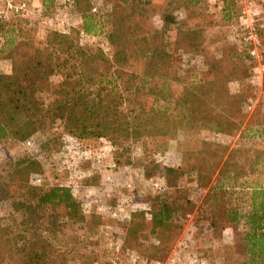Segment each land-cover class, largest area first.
Here are the masks:
<instances>
[{
	"label": "trees",
	"instance_id": "16d2710c",
	"mask_svg": "<svg viewBox=\"0 0 264 264\" xmlns=\"http://www.w3.org/2000/svg\"><path fill=\"white\" fill-rule=\"evenodd\" d=\"M69 1L77 25L68 31L38 34L29 10L0 17V52L11 63L9 72H0V145L45 136L52 174L30 153L0 163V205L12 211L0 216V264H66L68 232L78 226L84 243L98 237L105 225L92 214L94 224L87 222L73 194L74 172L89 165L87 180L101 175L95 170L105 151L117 168L137 166L133 148L144 140L150 147L138 166L147 181L162 179L167 188L147 201L154 230L144 233L138 218L129 229L147 264L166 260L187 214L207 224L216 242L226 228L242 227L236 246L245 260L239 264H264L263 101L244 130L258 139L255 147L200 140L198 149L183 151L179 167L153 159L180 135L233 136L241 129L255 89L250 48L243 38L227 41V28L239 19L238 0H220V18L211 12L213 0ZM95 3L109 9L94 13ZM82 34L105 39L109 54ZM184 55L198 62L185 65ZM232 83L239 85L236 93ZM56 127L61 134L52 133ZM56 141L78 157L77 165L55 152ZM35 176L41 184L32 182ZM191 176L207 191L198 206L181 185Z\"/></svg>",
	"mask_w": 264,
	"mask_h": 264
},
{
	"label": "rangeland",
	"instance_id": "374dc122",
	"mask_svg": "<svg viewBox=\"0 0 264 264\" xmlns=\"http://www.w3.org/2000/svg\"><path fill=\"white\" fill-rule=\"evenodd\" d=\"M7 1L16 4L27 3L29 12L26 17L32 26L38 30V34L42 35L52 29L68 31L70 27L77 25V20L72 15L74 11L69 0H48V7L46 8L43 6L44 0H0V13L4 10ZM222 8L223 2L220 0L211 2V12L216 18L222 16ZM94 9H96L95 12L93 11L94 13H97L98 10L106 12L109 7L104 6L103 3H95ZM237 9L239 19L234 25L227 28V41L234 44L243 38L244 43L250 48L249 54L253 59L254 66L250 81L255 89V101L252 103V110L249 111L247 105L245 106V118L242 127L233 136L217 135L209 131H202L198 138L195 137L194 139H186L182 135L178 136L176 140L170 142L164 153L153 157L155 161L164 166H181L183 151L189 148L198 149L200 140L228 145L230 148L244 149L253 148L258 143V139L253 138L244 130L247 124L254 120L252 114L256 106L261 101L264 102V45L261 41V33L264 29V0H238ZM87 42L101 47L109 54V44L105 39L94 38V40L90 39ZM191 60L197 61L195 57L182 56L185 65L188 62L191 63ZM10 64L5 55H1L0 52V72H9ZM238 90V84L232 83L230 85L232 93H236ZM52 133L61 134L62 128L56 127ZM45 141V136L38 135L34 138L35 145L29 148L26 144H1L0 163L5 161L7 155L18 157L24 153H30L42 163L46 173L52 176L51 168L47 166V158L51 155H47V152L42 148ZM56 143L55 149L57 151L55 152L60 154L65 163L72 166L77 165L78 157L73 152L60 150L59 143L57 141ZM146 145L150 147L149 140L147 142L144 140V143L137 144L133 148L137 166L117 168L112 160V154L105 151L102 168L95 170L97 173L101 170V175L97 174L93 179L87 180L90 166L85 165L76 169L73 175L75 182L72 186L73 194L81 203L82 209L88 217L87 222L94 224L91 220V216H93L99 218L105 228L101 229L100 235L93 241L88 240L85 243L79 240L78 226L68 232L66 249L71 251V254L68 256L66 264H110L113 256V251L109 245L111 241L123 243V251L120 255L122 264H147L144 253L135 245L136 243L132 246L129 241V229L135 221L134 219L138 218L145 221L144 233H150L154 230L151 223V207L147 201L149 197L159 195L165 192L167 188L162 179L147 181L143 169L138 166L140 161L144 159ZM37 177L41 178L40 176ZM37 177L32 178L33 183ZM193 179L194 176H191L181 185L187 191V198L198 206L203 201L207 191L199 188ZM257 179L262 180L263 176H258ZM113 210H118L122 217L113 218L109 212ZM11 212L9 204L0 205V216L6 217ZM123 216L126 217L122 219ZM181 223L183 228L173 242L169 256L164 262L156 264H239L245 260V257L238 253L236 246L242 233V227L226 228L221 242H216L213 232L207 230L208 225H202L201 222L195 223L193 214H187ZM151 241L158 244L160 236H151Z\"/></svg>",
	"mask_w": 264,
	"mask_h": 264
},
{
	"label": "built area",
	"instance_id": "2783aa9c",
	"mask_svg": "<svg viewBox=\"0 0 264 264\" xmlns=\"http://www.w3.org/2000/svg\"><path fill=\"white\" fill-rule=\"evenodd\" d=\"M26 11H28L27 3L22 2V3L16 4L14 2L7 1L5 6H4V10L2 11V13H0V17L7 16L8 14L20 16ZM93 11L95 12L96 9H93ZM81 36L86 41H88L90 39L94 40L93 37L87 36L85 34H82ZM246 107L248 108L249 111L252 110V105H247ZM34 145L35 144H34L33 140H29L26 143V146L28 148L33 147ZM34 184L35 185L41 184V178L37 177L34 181ZM109 212L113 218H121L122 217V214L118 210H113V211H109ZM125 217L126 216H123L122 219H124ZM122 244L123 243L120 241H111L109 243L111 250L113 251V256L110 260V264H122L121 259H120V255L122 254V251H123V245Z\"/></svg>",
	"mask_w": 264,
	"mask_h": 264
}]
</instances>
